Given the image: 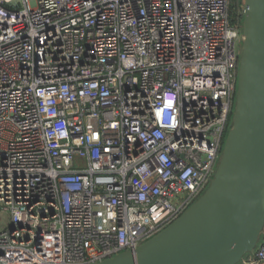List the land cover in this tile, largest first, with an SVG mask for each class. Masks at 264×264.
<instances>
[{"label": "built area", "instance_id": "1", "mask_svg": "<svg viewBox=\"0 0 264 264\" xmlns=\"http://www.w3.org/2000/svg\"><path fill=\"white\" fill-rule=\"evenodd\" d=\"M241 6L0 0V264L99 263L199 199L233 126ZM239 264H264V237Z\"/></svg>", "mask_w": 264, "mask_h": 264}, {"label": "water", "instance_id": "2", "mask_svg": "<svg viewBox=\"0 0 264 264\" xmlns=\"http://www.w3.org/2000/svg\"><path fill=\"white\" fill-rule=\"evenodd\" d=\"M236 109L207 191L135 251L95 264H238L264 229V0H244Z\"/></svg>", "mask_w": 264, "mask_h": 264}, {"label": "rangeland", "instance_id": "3", "mask_svg": "<svg viewBox=\"0 0 264 264\" xmlns=\"http://www.w3.org/2000/svg\"><path fill=\"white\" fill-rule=\"evenodd\" d=\"M19 1H21V0H19ZM240 2H241V1H240ZM21 5H23L22 2H21ZM241 5H242V3H241ZM242 11H243L242 6H240V10H239V12H242ZM242 27H243V31H244V18H243V20H242ZM239 50H240V51L243 50V41H239ZM238 86H239V82H238V84H237V88H238ZM236 102H237V95H236V98H235L234 113H235V109H236ZM232 118H234V115H232ZM230 129H231V128H230ZM230 129L226 132V134H225V136H224V143H223L222 155H223V152H224V147H225V144H226V141H227V138H228V135H229ZM221 158H222V157H221ZM221 158H220V160H221ZM219 163H220V161H219ZM218 166H219V164H218ZM218 166H217V168H218ZM217 168H216V171H217ZM215 173H216V172H215ZM215 173H214V175H215ZM210 184H211V180H209V181L205 184L204 188H203L202 191H201V195H200V197H201V196L207 191V189L209 188ZM200 197H199V198H200ZM9 218H10V214H9L8 212H6V211L0 209V229L6 227V226L9 224ZM263 237H264V234L262 233L261 236H260V238L263 239ZM238 264H239V263H238Z\"/></svg>", "mask_w": 264, "mask_h": 264}, {"label": "trees", "instance_id": "4", "mask_svg": "<svg viewBox=\"0 0 264 264\" xmlns=\"http://www.w3.org/2000/svg\"><path fill=\"white\" fill-rule=\"evenodd\" d=\"M243 1L244 0H232V17H233V19H235V17L237 16V14H239L238 12L240 10V6H241V3Z\"/></svg>", "mask_w": 264, "mask_h": 264}]
</instances>
